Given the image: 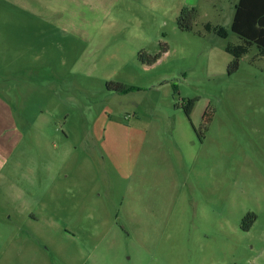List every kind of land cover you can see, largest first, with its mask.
Masks as SVG:
<instances>
[{
  "label": "rangeland",
  "instance_id": "1",
  "mask_svg": "<svg viewBox=\"0 0 264 264\" xmlns=\"http://www.w3.org/2000/svg\"><path fill=\"white\" fill-rule=\"evenodd\" d=\"M238 1L0 0L22 138L0 264H264V55L229 74Z\"/></svg>",
  "mask_w": 264,
  "mask_h": 264
},
{
  "label": "trees",
  "instance_id": "2",
  "mask_svg": "<svg viewBox=\"0 0 264 264\" xmlns=\"http://www.w3.org/2000/svg\"><path fill=\"white\" fill-rule=\"evenodd\" d=\"M198 18L196 9H184L178 20V27L187 32L193 31V25ZM210 31V26H206ZM232 32L237 35L242 44L227 45L225 50L233 56V61L229 66V74L234 73L239 68L240 59L248 54L252 47H256L264 55V0H239L236 7ZM160 59L158 56L151 64H155ZM127 88L122 86L119 92H126ZM195 107V101H188L185 107V114L190 119Z\"/></svg>",
  "mask_w": 264,
  "mask_h": 264
},
{
  "label": "crops",
  "instance_id": "3",
  "mask_svg": "<svg viewBox=\"0 0 264 264\" xmlns=\"http://www.w3.org/2000/svg\"><path fill=\"white\" fill-rule=\"evenodd\" d=\"M25 1V8L29 11H32V9L45 8V0H41V6H38L37 8H33V6L39 2L38 0ZM20 141H22V138L16 128V119L13 109L5 100L2 99V97H0V178L4 177V168L9 164L10 158L18 148ZM4 240H7V238L0 235V242L2 241V245L0 246L2 247H6ZM9 241V249H11L14 244L12 239Z\"/></svg>",
  "mask_w": 264,
  "mask_h": 264
},
{
  "label": "flooded vegetation",
  "instance_id": "4",
  "mask_svg": "<svg viewBox=\"0 0 264 264\" xmlns=\"http://www.w3.org/2000/svg\"><path fill=\"white\" fill-rule=\"evenodd\" d=\"M253 220H254V219H252V221H253ZM244 222H245V221H244ZM244 231H247V232H248V231H250V228H246V227H245Z\"/></svg>",
  "mask_w": 264,
  "mask_h": 264
}]
</instances>
